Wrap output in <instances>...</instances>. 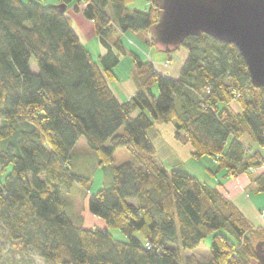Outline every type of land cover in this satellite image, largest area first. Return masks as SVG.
Segmentation results:
<instances>
[{
  "label": "trees",
  "instance_id": "trees-1",
  "mask_svg": "<svg viewBox=\"0 0 264 264\" xmlns=\"http://www.w3.org/2000/svg\"><path fill=\"white\" fill-rule=\"evenodd\" d=\"M76 1L108 48L98 61L57 6L0 0V176L11 166L0 181V258L8 244L45 264H255L264 228H254L220 184L167 170L150 137L155 123L172 124L194 157L211 156L232 177L248 174L264 193V171L248 172L264 164V90L249 83L236 47L205 35L187 38L176 79L130 52L136 91L121 103L108 84L125 52L121 36L149 34L158 10L153 0H145L147 12L130 11L134 0ZM80 139L103 170L118 149L133 157L111 167L110 184L88 198L102 230L73 222L62 198L74 184H90L71 166ZM207 237L209 261L186 255Z\"/></svg>",
  "mask_w": 264,
  "mask_h": 264
},
{
  "label": "rangeland",
  "instance_id": "rangeland-1",
  "mask_svg": "<svg viewBox=\"0 0 264 264\" xmlns=\"http://www.w3.org/2000/svg\"><path fill=\"white\" fill-rule=\"evenodd\" d=\"M23 2H27L28 0H22ZM46 6H56L55 3L57 0H40ZM77 1L74 0L72 3L68 4L69 6L74 4L76 5ZM128 9L130 11L138 10L142 12H147L149 9V3L145 0H134L129 6ZM81 10V8H80ZM109 14V8L106 10ZM122 44L125 48L126 53L120 56L119 63L115 67L114 73L116 74V79L113 81H109V87L114 94L113 90H117V87L120 90H123L127 87L128 83L134 85L130 76H131V56L130 52H136L145 59L148 56V59L155 64H159L160 61L165 59V54H162L157 46H149L145 43V32L133 33L126 32L121 37ZM183 47H179L176 53H182ZM93 58H96V53L90 49ZM175 53V52H174ZM175 53V54H176ZM177 55V54H176ZM158 57H161L160 59ZM178 57V56H177ZM177 58L174 57L173 64L176 65ZM33 64V63H32ZM31 64V65H32ZM164 65V63H163ZM170 65V61H169ZM168 65V66H169ZM116 84V86L114 85ZM135 92V91H134ZM156 93V90H154ZM120 102V101H119ZM123 102V101H122ZM121 102V103H122ZM164 138L167 141L168 136V128L164 129ZM254 148H257L256 145H253ZM168 150H170L171 157L174 156L167 162H163L164 166L167 170L176 169L177 171L188 173L195 178H197L200 182H204L209 184H224L228 181H225V169H220L219 164L211 157V156H202V157H194L189 156L184 149L177 148L174 144L164 145L162 147L160 154L166 156ZM264 156V150L262 148L259 149ZM157 159V156L154 157ZM133 161V157L131 154L125 149H118L115 151L113 155V162L111 167L119 166L125 162ZM71 166L73 172L75 174H80L81 176L90 177V184L86 188V190L82 189L78 185L74 184L71 192L62 193V198L67 203L66 213L69 218L75 222L76 224L82 226L84 229H105L106 225L103 220L94 217L90 214L88 210V198L89 196L96 194L103 187H106L111 182V171L110 168L103 170L97 166L96 155L93 151H91L88 146L85 144L83 139H80L75 145L72 152V160ZM259 172H263L264 169L258 168L256 169ZM11 171V166L6 168L5 172L0 176V181L3 182L5 176ZM250 173V172H249ZM254 173V172H253ZM250 173V174H253ZM249 177V176H248ZM247 178V176L245 177ZM244 178V179H245ZM254 190L248 189L246 193L248 197L254 201L255 205L264 204V194L253 193ZM258 195V198L255 196ZM264 209V207L259 210ZM112 236L116 240H124V237L117 231H110ZM211 237H207L205 241L191 254H193L200 261L206 260V256L209 255V243ZM0 264H45L40 259L33 256H22L20 253L8 246V244H4V251L2 252L0 258Z\"/></svg>",
  "mask_w": 264,
  "mask_h": 264
},
{
  "label": "water",
  "instance_id": "water-1",
  "mask_svg": "<svg viewBox=\"0 0 264 264\" xmlns=\"http://www.w3.org/2000/svg\"><path fill=\"white\" fill-rule=\"evenodd\" d=\"M157 22L151 43L173 54L189 37L205 35L233 45L243 58L249 83L264 90V0H153ZM62 12L65 5L57 6ZM256 263L264 264V242L255 246Z\"/></svg>",
  "mask_w": 264,
  "mask_h": 264
},
{
  "label": "crops",
  "instance_id": "crops-1",
  "mask_svg": "<svg viewBox=\"0 0 264 264\" xmlns=\"http://www.w3.org/2000/svg\"><path fill=\"white\" fill-rule=\"evenodd\" d=\"M55 5L60 6L59 0H57ZM77 5L78 4H76V5L72 4L70 6L66 5L65 6V13L71 20L72 28L76 32V34L78 35L79 42H80L81 46H83L90 53V55L93 57V55L90 52V49H92L97 55L95 60L98 61L99 58L103 57L107 53L108 48H105L102 45L99 38L97 37V35L94 31V27H93L92 22L88 21L83 16L81 10L76 9ZM150 6H151V3H149V8H150ZM117 36L119 38V35H117ZM115 37L116 36H112V37L108 38V40H107L108 45L113 44V39H115ZM148 40H149V34L147 32H145V43H147L150 46ZM109 50L112 52V54L115 53L112 48ZM182 50H183L182 53H176L175 52L177 55L175 53L171 54V56L169 58L170 65L167 67H165L163 65V63L168 59V57H166V56H165L164 60L160 61L159 64H156L157 66H155V64H153L155 71L158 74H160L161 76L176 79L178 77L179 72L183 66V63L187 57L186 50L185 49H182ZM125 53H126V51L124 52V54ZM174 57L177 58L176 65L173 64ZM146 58L148 59V56H146ZM158 58L160 59L161 57H158ZM131 65H132V61H131ZM115 67L113 68V73H114ZM34 68H35L34 65H31L32 71L35 70ZM114 75L116 77L115 73H114ZM133 84L134 85H131V83H128L127 87L123 90H120L116 86V84H114L117 87V90L116 89L113 90L114 96L116 97V99L120 102H122V101L126 102L127 100H129L131 98V96L134 94V91H136L135 83L133 82ZM166 128H168V133H169L167 136V141L164 138V133H165L164 129H166ZM150 137H151L153 147L155 149V155L157 156L156 160H159L162 163L163 162L165 163L174 157L173 155H172V157L170 156L172 153L170 150H168L166 156L163 154H160L162 147H164V145H166V143L168 145L174 144L177 148L184 149V151H186V153L189 156H193L194 151L191 148V146L188 143L181 141V140H178L174 137V127L172 124L155 123L154 129L151 132ZM164 163H163V165H164ZM246 176H247V178H245ZM248 176L249 175L245 173V174H240L238 176L232 177L230 175H226V172H225L224 179H225V181H228L227 183H224V184L217 183L214 185L213 184H209V185L212 187H215L216 185L220 184L219 189L227 196V198H229V200L238 208V210L250 221V223L253 225V227L254 228H264V209L259 210V207L263 208L264 204L262 203V204L256 206L254 201H252V199H250L248 197V194L246 193V191L248 189H251V187H252V190H254L253 193L259 194V192H257L255 186L251 183L250 177H248ZM262 194H264V193H262ZM262 196H264V195H262ZM255 198H258V195H256ZM186 255H193V254L186 253ZM209 259H210V254L206 256V260H203V262L209 261Z\"/></svg>",
  "mask_w": 264,
  "mask_h": 264
},
{
  "label": "built area",
  "instance_id": "built-area-1",
  "mask_svg": "<svg viewBox=\"0 0 264 264\" xmlns=\"http://www.w3.org/2000/svg\"><path fill=\"white\" fill-rule=\"evenodd\" d=\"M168 65H169V61L166 60V61L164 62V66L167 67ZM259 168L264 169V164H262ZM254 171H256V168H255V169H253V168H252V169H249L248 172L253 173Z\"/></svg>",
  "mask_w": 264,
  "mask_h": 264
}]
</instances>
